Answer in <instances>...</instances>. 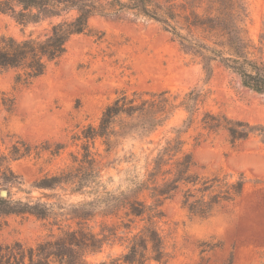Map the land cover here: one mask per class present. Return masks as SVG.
Returning <instances> with one entry per match:
<instances>
[{
	"label": "rangeland",
	"instance_id": "rangeland-1",
	"mask_svg": "<svg viewBox=\"0 0 264 264\" xmlns=\"http://www.w3.org/2000/svg\"><path fill=\"white\" fill-rule=\"evenodd\" d=\"M245 2L248 37L260 48L256 56L264 62V0ZM56 21L23 25L0 12V36H44ZM134 90L166 91L174 109L148 136L116 137L109 152L100 139L96 141L92 150L101 163L106 190L120 198L132 196L131 190L153 168L158 150L175 138L184 141V152L193 153V171L200 177H218L228 185L240 178L245 182L240 195L222 202L207 218L183 207L182 190L166 200L163 216L154 219L166 258L151 264H215L231 254L234 264H264V95L245 87L236 73L217 61L208 73L202 60L186 51L162 24L131 12L92 17L88 30L69 41L60 61L31 84L16 82L13 69L0 73L1 149L8 153L22 141L31 146L30 153L11 162L22 179L20 188L11 186V198L54 204L47 219L32 214L0 216V244L36 247L51 235L77 228L69 204L96 195L36 189L32 184L71 165L70 153L78 150L72 135L89 124L97 125L103 109L118 93ZM191 91L197 96L190 101L193 114L182 105ZM205 113L215 116L217 120L209 118L212 123L222 125L207 128ZM223 117L232 123H225ZM237 121L253 127L244 139H233L226 128L241 132ZM58 143L66 147L56 151ZM138 196L148 199L146 194ZM98 209L87 226L108 237L86 259L89 264H110L127 251L149 218L129 216L126 206L115 214Z\"/></svg>",
	"mask_w": 264,
	"mask_h": 264
},
{
	"label": "trees",
	"instance_id": "trees-1",
	"mask_svg": "<svg viewBox=\"0 0 264 264\" xmlns=\"http://www.w3.org/2000/svg\"><path fill=\"white\" fill-rule=\"evenodd\" d=\"M0 12L11 14L23 25L57 19L44 36L24 39L0 36V73L15 70V80L19 83L31 84L50 65L57 64L66 54L69 41L88 30L92 17L131 12L162 24L186 51L202 60L208 73L211 64L217 61L236 73L245 87L264 95V62L256 56L260 48L248 37L245 0H0ZM192 100H197L194 91L182 102L191 114L195 111ZM173 109L166 91L118 93L103 109L97 125L89 124L72 135L78 150L70 153L71 165L54 174H45L32 184L36 189L60 188L72 194L96 195L95 199L69 204L71 219H76L77 228L62 230L57 237L51 235L36 247H27L21 242L0 244V264H89L87 255L99 251L108 236L92 232L88 221L95 216L97 208L115 214L122 206H126L129 216L140 219L148 216L149 221L133 236L127 251L110 264L162 263L166 253L154 219L163 216L166 200L182 190L183 207L193 215L207 218L222 202L240 195L245 183L243 178L228 185L218 177L209 179L196 174L194 155L183 151L181 138L168 141L158 150L153 168L131 190L132 196L120 198L104 188L101 163L92 150L96 141L100 139L109 152L116 137L131 133L148 136L170 117ZM210 117L216 119L209 113L203 118L207 128L222 125L212 123ZM223 119L225 123H232L226 117ZM236 125L243 130L238 132L233 126L226 127L233 139H244L253 129L243 121H237ZM21 144H13L5 153L0 138V191H8L7 197L0 195V216L32 214L47 219L54 204L11 198V186L20 188L22 184L11 162L31 151L30 144L24 141ZM64 147L66 144L58 143L56 151ZM140 194H146L151 202L139 198ZM215 264H234L233 255Z\"/></svg>",
	"mask_w": 264,
	"mask_h": 264
},
{
	"label": "water",
	"instance_id": "water-1",
	"mask_svg": "<svg viewBox=\"0 0 264 264\" xmlns=\"http://www.w3.org/2000/svg\"><path fill=\"white\" fill-rule=\"evenodd\" d=\"M0 195H1L2 197H7V196H8V191H7L6 189H2V190L0 191Z\"/></svg>",
	"mask_w": 264,
	"mask_h": 264
}]
</instances>
